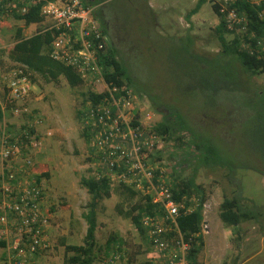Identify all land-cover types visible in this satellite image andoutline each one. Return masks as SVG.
Wrapping results in <instances>:
<instances>
[{
    "label": "rangeland",
    "instance_id": "rangeland-1",
    "mask_svg": "<svg viewBox=\"0 0 264 264\" xmlns=\"http://www.w3.org/2000/svg\"><path fill=\"white\" fill-rule=\"evenodd\" d=\"M85 1L92 3L93 20L106 31L115 58L128 73L130 81L123 87L130 92L133 116L151 131L160 124L167 128L165 134H155L158 142L147 155L148 162L164 171L166 184L175 171L182 179L194 176L204 190L208 209H204L206 225L197 264H264V232L259 223H244L237 231L218 218L223 194L239 195L243 205H252L248 209L264 215V72L253 75L241 68L236 57H219L215 31L219 20L212 10L218 0H207L189 19L187 13L198 0ZM5 17L10 29H0V70L17 66L7 58L17 28L30 36L49 25L44 19L24 27L11 15ZM214 74L222 76L223 85L233 87L216 92L221 80L214 83ZM33 85L30 97L16 102L15 108L38 113L43 120L34 170L40 177L48 174L41 180L53 212L49 247L38 262L64 264L63 244L81 245L87 227L83 216L91 197L81 178L107 175L112 190L122 181L98 167L83 135L80 114L89 104L87 92L102 93L104 86L94 79L74 88L63 79L49 84L38 80ZM2 99L0 91V106ZM14 121L22 122L5 113L0 130L3 122L18 127L11 124ZM204 139L219 150V164L197 162L195 144L203 146ZM116 201L112 194L98 204L92 264H104L113 251L122 254L119 264H143L148 260V242L129 220L116 214ZM1 259L2 247L0 264Z\"/></svg>",
    "mask_w": 264,
    "mask_h": 264
},
{
    "label": "built area",
    "instance_id": "built-area-1",
    "mask_svg": "<svg viewBox=\"0 0 264 264\" xmlns=\"http://www.w3.org/2000/svg\"><path fill=\"white\" fill-rule=\"evenodd\" d=\"M1 1V0H0ZM226 29L240 33L245 19L228 6L234 0H218ZM28 5H41L40 13L49 21L46 28L58 31L53 36L51 57L73 68L81 77L94 79L104 86L109 97L106 103L82 110L83 131L95 153L98 167L117 176L124 184L150 195L152 202L163 209V217L144 218L150 264H189L190 246L177 226L179 207L172 199L159 169L160 180L154 182L157 168L147 160L158 142L156 133L144 128L133 116L130 92L124 87L109 88L104 82L98 57L106 53L109 39L93 20V8L83 0H28ZM5 8L22 14L28 8L9 0ZM8 12V13H9ZM1 15V14H0ZM3 16V15H2ZM264 20V11L260 14ZM252 54L248 43H241ZM33 83L30 73L21 66L0 70V91L3 103L0 111L16 120L12 128L3 122L0 130V241L1 264H39L38 259L49 247L52 229L50 204L43 181L35 175V161L40 153L39 129L41 116L31 114L15 103L30 97ZM119 93L115 96L114 93ZM10 105V108H5ZM204 209H208L205 202ZM204 217V216H203ZM206 225L202 223V233ZM122 254L113 251L104 264H119Z\"/></svg>",
    "mask_w": 264,
    "mask_h": 264
},
{
    "label": "trees",
    "instance_id": "trees-1",
    "mask_svg": "<svg viewBox=\"0 0 264 264\" xmlns=\"http://www.w3.org/2000/svg\"><path fill=\"white\" fill-rule=\"evenodd\" d=\"M9 0L0 1V29H10L8 19L5 16L11 15L14 20L21 21L24 27L32 24H40L44 17L40 13L41 5H28V0H16L18 5L27 6L28 10L22 14L15 9L11 12L10 9L5 8V4ZM207 0H198L195 6L187 13L186 18L198 13L201 6ZM85 5L91 6L88 1H83ZM230 9H234L239 15L245 19V29L240 33L231 32L226 29L222 14L220 11L219 2L212 5L213 13L217 16L219 22L215 28L217 37L221 46V55L224 57H236L239 61L241 68L250 74H258L264 72V20H261L260 14L264 11V0H234ZM9 12V13H8ZM1 17V16H0ZM95 17V14H94ZM40 26L36 32L30 36L23 34V29L17 28L14 34V42L12 48L7 53L8 60L14 65L21 66L25 71L30 73L32 83L38 80L43 84L57 83L63 79L68 86L74 88L83 84L84 79L73 68L64 65L63 63L54 60L51 57V48L53 36L58 34L55 29H49ZM105 31V30H104ZM102 30V32L104 33ZM106 32V31H105ZM106 35V33H104ZM226 35H230L231 39L228 40ZM248 43L253 49L250 54L241 46V43ZM218 58V57H216ZM98 65L101 69L104 82L109 88H121L127 85L130 81L128 73L123 65L115 58V50L112 48L111 43L107 46L106 53L99 54ZM213 74V73H212ZM224 78V77H223ZM221 80L220 86H216V92L220 91V87L225 89L230 84L222 83V76L214 74L212 81L217 83ZM226 80V78H224ZM233 87V85H230ZM211 87V85H210ZM118 96L119 93H114ZM108 93L105 91L101 94L94 92H87V102L91 105L106 103ZM10 105L7 106V108ZM82 115V112L81 114ZM42 118V117H41ZM2 113L0 111V120ZM136 119V117H135ZM43 121V120H42ZM156 132H155V131ZM154 132L158 134H165L167 128L164 125L154 127ZM176 129H174V132ZM86 137V135L83 133ZM204 145H196L195 149L198 150L200 160L197 162L204 165H217L220 161L219 150L204 139ZM261 171V170H260ZM37 176L38 172L35 171ZM107 173V172H106ZM48 176L47 173L41 175ZM40 175L37 178L41 179ZM160 180L159 169H156L154 175V182ZM80 183L86 188L91 199L86 206L84 219L87 224L83 243L81 245L63 244L64 246V264H92L95 258L94 250L96 246L95 233L97 230V208L98 204L103 199H109L112 194L117 196L114 209L118 216L123 219L129 220L135 227L142 239L147 242L146 228L143 225L144 218L163 217V209L152 202L150 195H140V192L134 187L120 182L119 186L112 190L111 180L106 176L99 177H82ZM172 199L179 207V215L177 217V226L182 233L184 239L188 242L190 249L188 253L189 264H197V256L203 247V233L202 223L203 206L205 204L204 190L195 183V177L190 176L182 179L172 172V182L167 183ZM234 190L232 191V193ZM139 197V199H137ZM252 205H243L242 198L239 195L227 197L223 194L222 200L218 207V218L220 222L229 228L239 231V227L244 223L256 222L259 223V228L264 232V215L248 209ZM53 210L50 208L49 215ZM118 241L115 240V243ZM4 243L0 241V247ZM148 251V250H147ZM145 251L144 254L147 252ZM132 260L129 259L130 263ZM143 264H150L145 261Z\"/></svg>",
    "mask_w": 264,
    "mask_h": 264
},
{
    "label": "crops",
    "instance_id": "crops-1",
    "mask_svg": "<svg viewBox=\"0 0 264 264\" xmlns=\"http://www.w3.org/2000/svg\"><path fill=\"white\" fill-rule=\"evenodd\" d=\"M163 0H154V2L156 3V4H159L160 2H162ZM151 3V2H150ZM151 5H152V3H151ZM52 225V224H51ZM49 241H50V233H49Z\"/></svg>",
    "mask_w": 264,
    "mask_h": 264
},
{
    "label": "clouds",
    "instance_id": "clouds-1",
    "mask_svg": "<svg viewBox=\"0 0 264 264\" xmlns=\"http://www.w3.org/2000/svg\"><path fill=\"white\" fill-rule=\"evenodd\" d=\"M107 37H108V36H107ZM108 39H109V38H108ZM33 86H34V85H33ZM99 94H101V93H99ZM2 100H3V99H2ZM1 105H2V103H1ZM7 106H8V105H6L5 108H7ZM0 108H1V106H0ZM8 108H10V106H9ZM1 113H2V112H1ZM2 118H3V115H2ZM1 120H2V119H1ZM1 120H0V121H1Z\"/></svg>",
    "mask_w": 264,
    "mask_h": 264
}]
</instances>
